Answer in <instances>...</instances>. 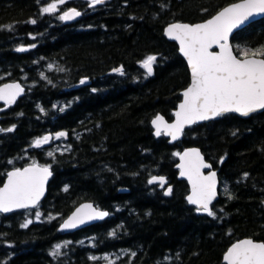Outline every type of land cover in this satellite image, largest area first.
<instances>
[{
    "label": "trees",
    "instance_id": "16d2710c",
    "mask_svg": "<svg viewBox=\"0 0 264 264\" xmlns=\"http://www.w3.org/2000/svg\"><path fill=\"white\" fill-rule=\"evenodd\" d=\"M54 1L0 0V84L18 80L26 88L1 113V129H15L0 132V186L10 169L33 162L53 172L37 208L0 214V264H224L233 242H264V111L194 125L174 145L151 127L158 114L173 119L189 84L165 26L206 20L239 0H109L94 8L68 0L56 13H42ZM70 7L82 16L64 24L58 16ZM231 42L238 56L237 49L264 46V18ZM150 55L157 59L148 76L141 63ZM119 66L123 76L108 74ZM83 78L90 84L75 89ZM60 130L67 140L32 147ZM193 146L218 170L214 217L187 204V183L177 179L175 153ZM152 176L165 177L172 194L149 184ZM84 201L108 211V218L73 234L58 232ZM67 241L53 257L55 246Z\"/></svg>",
    "mask_w": 264,
    "mask_h": 264
},
{
    "label": "snow or ice",
    "instance_id": "6c2138e0",
    "mask_svg": "<svg viewBox=\"0 0 264 264\" xmlns=\"http://www.w3.org/2000/svg\"><path fill=\"white\" fill-rule=\"evenodd\" d=\"M105 2L106 0H89V6L94 8ZM65 3L66 0H56L43 7L41 11L45 14H53L57 12L58 5ZM262 14H264V0H241L240 3H233L224 8L204 23L195 25L172 23L165 29V35L168 38L179 42L180 51L191 68V84L183 92V102L179 104L178 110L174 113V123H167L161 115H156L151 121L157 137L165 135L175 141L179 139L185 126L212 120L229 113L248 117L259 110H264V46L258 49H237L240 53L237 56L233 54V49L229 44V37L234 29ZM80 16L81 12L73 7L63 11L58 19L71 21ZM29 22L35 24L36 20ZM7 27L9 30L12 28V26ZM214 47L219 51H212ZM27 50L24 47L16 49L18 52ZM156 59V56L150 55L141 63V67L146 70L148 76L153 74ZM114 71L121 76L125 74L122 67ZM85 82V80L80 81L81 84ZM23 91L24 89L19 84H5L0 87V100L4 101L5 105L14 104ZM14 129L15 126L6 130L0 129V132H12ZM233 135L236 133L233 132ZM67 136L68 133L65 131L56 132L54 137L45 135L35 139L32 147L40 148L49 144L53 139H66ZM48 155L52 156L53 153L49 152ZM175 155L180 159L178 165L180 175L186 177L191 185V194L187 196L188 203L196 206L197 212L214 217L215 212L211 205L217 195V174L215 171L207 175L203 172L204 169H210L212 165L206 163L200 151L195 148L182 154L175 153ZM50 167V165L42 166L33 162L23 169L15 168L7 172V183L0 187V213L37 208L44 195L45 185L52 175ZM244 178H247V174ZM148 183L158 184L163 188L167 181L163 176H152ZM171 194L172 188L168 187L164 195ZM108 215L107 211L94 208L91 204H85L63 223L61 230L74 229L92 220H102ZM40 216V212L36 211L37 220ZM32 222L29 219L21 227L27 228ZM111 234L115 235V232ZM69 243L71 242L57 244L51 255L58 256L60 249L67 247ZM132 255L134 256L135 253ZM90 258L96 259L95 257ZM104 259L109 258L104 257ZM224 260L226 264H264V242L244 239L234 243L228 249Z\"/></svg>",
    "mask_w": 264,
    "mask_h": 264
},
{
    "label": "water",
    "instance_id": "95a60500",
    "mask_svg": "<svg viewBox=\"0 0 264 264\" xmlns=\"http://www.w3.org/2000/svg\"><path fill=\"white\" fill-rule=\"evenodd\" d=\"M84 1L89 2V0H84ZM106 1H108V0H106ZM240 2H241V0L236 1V2H233V3H240ZM233 3H230V4L226 5L225 7H223L222 9H220L217 13H215V14H214L213 16H211L210 18H208V19H206V20H203V21H200V22H196V23H185V22H178V21H177V22H172V23H185V24H189V25H195V24H199V23H204V22H206L207 20L213 18L215 15H217V14H218L220 11H222L224 8L231 6ZM71 8H73V7H71ZM74 8H76V7H74ZM69 9H70V8H69ZM69 9H67V10H69ZM76 9H77L78 11L81 12V10H79L78 8H76ZM81 16H82V12H81ZM81 16L78 17V18H76V19H74V20H71V21H64V22H65L66 24H72V23L78 21V20L81 18ZM263 18H264V14H262V15H257V16H255V17L251 18L249 21H246V22H245L243 25H241L239 28L234 29V30H233V33H232L231 36L229 37V44H230V46L232 47V49H233V45H232L231 40H232V37L234 36V34L237 33L238 31L244 29L245 27H247V26H249V25H251V24H253V23L259 21V20H262ZM172 23H169L168 25L165 26V28H164V30H163V34H164V36L166 37V39H167L168 41L176 43V45H177V47H178V53H179V55L182 57V59L185 61L186 65H187V68H188V71H189V84L187 85L186 88H184V89L181 90V92H180V94H181V100H180V102L178 103V105H177V107H176V109H175V111H174V113H175V112L178 110V108H179V104L183 102V92H184V91L190 86V84H191V68H190V66H189V64H188V62H187L186 57H184V55H183L182 52L180 51V45H179V42H178V41H175V40H172V39L168 38V37L165 35V29H166L170 24H172ZM212 51H216V52H218L219 49L214 47V48L212 49ZM233 54H234V55H237V54L235 53L234 49H233ZM121 67H122V66H119V67H117V68H121ZM117 68H114V69H117ZM122 68H123V67H122ZM114 69L110 70V71L108 72V74H115V73H117V72L114 71ZM82 80H85L86 82H85L84 84L78 83L75 87L78 88V87H80V86H86V85L90 84V81H89L88 79L84 78V79H82ZM13 83H15V84H19V85L24 89L23 94L20 95V96H18V97L16 98L15 103H14V104H11V105H5L4 101L0 100V105H2V106L0 107V113H1V112H4V111H6V110H8L10 107H13V106L16 104V102H17L20 98L23 97V95H24V93H25V87L22 85V83H21L20 81H7V82L2 83V84L0 85V87H3L5 84H13ZM263 111H264V110H259V111H257L256 113H260V112H263ZM229 114H230V113H229ZM234 114H235V113H234ZM253 114H254V113H253ZM158 115H161V114H158ZM236 115H237L238 117H240V118H247V117H242V116H240V115H238V114H236ZM251 115H252V114H251ZM161 116H162V115H161ZM155 117H156V116H155ZM155 117H154V118H155ZM248 117H249V116H248ZM154 118H153V119H154ZM163 118H164V120H165L167 123H174V122H175V115L173 116V119H172L171 121H168L164 116H163ZM218 118H219V117H217V118H215V119H212V120H208V121H200V122H197V123H195V124H193V125H190V126H185L183 133L181 134V136L179 137V139H177V140H175V141H173V140L171 139V137H169V136H165V135H161V136H164V137L168 140V144H170V145H174V144H176V143L182 141V139H183V134H184V132L186 131V129H188V128L194 126V125H199V124H202V123H207V122H210V121H215V120H217ZM153 119H152V120H153ZM1 121H2V117H1V115H0V129H1V126H2V122H1ZM151 127H152V129H153V135H154L156 138L161 137V136L157 137V136L155 135V129H154L152 123H151ZM57 132H59V131H57ZM65 132H67V131H65ZM55 133H56V132H54V133H47L46 135H52V136L54 137ZM67 133H68V132H67ZM67 138H68V136H67ZM67 138H66V139H67ZM63 139H65V138H63ZM47 145H48V144H47ZM47 145H43V147H44V146H47ZM193 148L198 149V150L200 151L201 155L204 157L205 162L211 164L210 162H208V161L206 160V158H205V156L203 155L201 149L198 148V147H195V146H193V147H187V148H184L182 151H180V153L182 154L183 152L188 151V150L193 149ZM177 160H178V162H177V164L175 165V168L178 170L177 179H178V180H183V181H185V182L187 183V186H188V194L186 195L185 200H186V202L188 203V201H187V196L191 194V185H190V183L188 182V180H187L186 177H182V176L180 175V169H179V167H178V165L180 164V159H179V157H177ZM30 165H31V164H30ZM39 165H40V164H39ZM211 165H212V164H211ZM27 166H29V165H26V166H24V167H27ZM24 167H22L21 169H23ZM14 169H15V168L10 169L9 171H12V170H14ZM9 171H8V172H9ZM50 171L52 172L51 168H50ZM211 171H215L216 174H217V195H216L215 200L212 202V204H213V203H215V202L218 200V198H219V186H220V180H219L218 171H217L216 169L213 168V165H212V167H211L210 169H204V170H203V172H204L205 175H207V174H208L209 172H211ZM52 175H53V172H52ZM52 175L49 177V179H48V181H47V183H46V185H45L44 195L41 197V200H40L39 204H40V203L45 199V197L47 196L48 186H49V183H50V181H51ZM165 179H166V178H165ZM166 181H167V180H166ZM5 183H7V174H6V177H5V180H4L3 184H2L0 187H3ZM165 185H166V184H165ZM164 187H165V186H164ZM169 187H171V186H169ZM171 188H172V187H171ZM127 191H128L127 189H123V190H120L119 192H120V193H126ZM85 204H91L94 208H97V207L94 205V203L91 202V201H84V202L80 203V204H79L77 207H75L74 210H73V211H72V212H71V213H70V214H69V215H68V216H67V217H66V218L60 223V225H59V227H58V229H57L58 232H62V234H64V235L73 234V233H75V232H77V231H80V230H82V229H85V228H87V227H90V226H92V225H95L96 223H99V222H101V221H103V220H105V219L108 218L109 215H108L107 217H105L104 219H102V220H92V221H89V222H87V223H85V224H83V225H80L79 227L74 228V229L61 230V226L63 225V223H64L69 217H71L74 213H76V211H77L78 209H80V208H81L83 205H85ZM188 204H189V203H188ZM189 205H191V204H189ZM192 206H194V205H192ZM211 206H212V205H211ZM194 207H196V206H194ZM98 209H99V208H98ZM21 210H27V209H19V210H16V211L10 212V213H1V214H3V215H10V214H12V213H15V212H17V211H21ZM100 210H101V209H100ZM102 211H104V210H102ZM107 212H108V211H107ZM108 213H109V212H108ZM198 213H199V214H202V215H207L206 213H202V212H198ZM244 239H252V238H242V239H240V240L235 241L234 243H237V242L242 241V240H244ZM252 240H253V239H252ZM253 241H254V242H262V241H255V240H253ZM234 243H232V244L227 248V250L225 251V253L223 254L222 260H223V262H224L225 264H226V261L224 260V256L226 255L228 249H229Z\"/></svg>",
    "mask_w": 264,
    "mask_h": 264
},
{
    "label": "rangeland",
    "instance_id": "374dc122",
    "mask_svg": "<svg viewBox=\"0 0 264 264\" xmlns=\"http://www.w3.org/2000/svg\"><path fill=\"white\" fill-rule=\"evenodd\" d=\"M66 1H68V0H66ZM54 2H56V1H54ZM53 3V2H52ZM61 5H58V9H57V11H59V7H60ZM61 14H63V11L60 13V15Z\"/></svg>",
    "mask_w": 264,
    "mask_h": 264
},
{
    "label": "bare ground",
    "instance_id": "6f19581e",
    "mask_svg": "<svg viewBox=\"0 0 264 264\" xmlns=\"http://www.w3.org/2000/svg\"><path fill=\"white\" fill-rule=\"evenodd\" d=\"M78 83H80V82H78ZM78 83H77V84H78ZM77 84H76V85H77ZM76 85H75V86H76ZM88 85H89V84H88ZM75 86H74V88L77 89V87H75ZM80 87H81V86H80ZM78 88H79V87H78Z\"/></svg>",
    "mask_w": 264,
    "mask_h": 264
},
{
    "label": "flooded vegetation",
    "instance_id": "af4514ba",
    "mask_svg": "<svg viewBox=\"0 0 264 264\" xmlns=\"http://www.w3.org/2000/svg\"><path fill=\"white\" fill-rule=\"evenodd\" d=\"M160 187V186H159ZM161 188V187H160Z\"/></svg>",
    "mask_w": 264,
    "mask_h": 264
}]
</instances>
